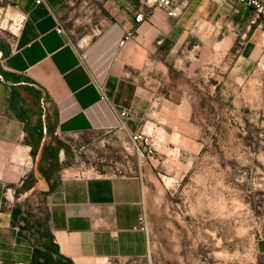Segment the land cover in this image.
<instances>
[{
	"label": "crops",
	"instance_id": "obj_1",
	"mask_svg": "<svg viewBox=\"0 0 264 264\" xmlns=\"http://www.w3.org/2000/svg\"><path fill=\"white\" fill-rule=\"evenodd\" d=\"M145 3H5L1 18L25 19L16 36L0 28V264H129L148 257L149 237L142 219L147 195L155 193L159 178L182 179L202 143L189 85H179L178 78L175 83L171 77L163 79L146 65L154 61L165 33L176 38L172 52L178 51L184 39L178 40L177 34L188 26L166 18L158 8L137 23L135 14ZM234 7L237 13L219 8L228 15L242 11L250 25L252 12L244 5ZM114 27L122 35L106 71L103 97L81 52L103 29L106 35L96 41L95 53L105 60L109 55L105 38ZM248 30L252 35L233 61L235 78L242 79L243 68L249 72L264 50V22L261 28L250 25ZM258 31L263 45L257 43ZM205 57L201 53L197 60ZM123 111L128 117L121 116ZM145 124L156 125L164 141L156 140L153 155L142 148L146 158L139 174L63 176L74 161L64 135L77 141L83 156L95 159L118 153L126 133ZM172 147L181 150L179 159L170 157ZM142 153L134 152L140 159ZM7 189L14 190L13 197H7ZM256 254L264 264V240L257 244Z\"/></svg>",
	"mask_w": 264,
	"mask_h": 264
},
{
	"label": "rangeland",
	"instance_id": "obj_2",
	"mask_svg": "<svg viewBox=\"0 0 264 264\" xmlns=\"http://www.w3.org/2000/svg\"><path fill=\"white\" fill-rule=\"evenodd\" d=\"M187 10L189 15L175 19L188 26L177 34L183 46L172 52L176 38L165 33L154 61L146 65L163 79L171 77L175 83L178 78L179 85H189L202 148L182 179L164 176L155 181L143 222L149 255L129 264H260L256 246L264 240V73L257 69L258 61L249 72L243 68L242 79L232 71L253 30H248L242 11L228 15L210 0H197ZM198 23L207 26L198 30ZM105 35L98 29L90 45H83L94 67L102 62L96 41ZM256 36L263 45L262 33ZM201 53L208 58L198 61ZM127 148L83 158L129 173L138 158Z\"/></svg>",
	"mask_w": 264,
	"mask_h": 264
},
{
	"label": "built area",
	"instance_id": "obj_3",
	"mask_svg": "<svg viewBox=\"0 0 264 264\" xmlns=\"http://www.w3.org/2000/svg\"><path fill=\"white\" fill-rule=\"evenodd\" d=\"M8 0H0V28L8 29L13 35L16 36L17 32L21 29L24 19V16H15L9 18L8 20L5 17L1 18V15L4 10V5ZM44 0H37V3H42ZM193 0H147L146 3L140 6L137 9L135 14V21L137 23L145 22L152 14L151 10L153 8H158L162 10L168 19H178L192 4ZM213 2L221 7L228 8L232 12L237 13L238 8L234 7L236 4L244 5L252 12V18L250 25H257L259 28L262 27L264 22V0H213ZM59 32H62L61 29H58ZM125 39H121L120 44L124 43ZM81 60L83 64L89 69L93 83L97 89L101 92L103 97L105 95V77L106 72H104L99 66L94 67L91 64V57L86 51L81 52ZM257 69L264 73V50L262 56L257 63ZM122 117H128V113L123 111L121 113ZM124 127V125H123ZM70 136L64 135L63 139L68 143L71 152L73 153V165L69 168H66L63 171V176H73L76 178H89V177H101V178H118V177H128L131 175L139 174L142 163L145 162L146 155L142 152V148H146L148 155H153L156 151V140H159L160 143L164 141L161 132L158 130L156 125L145 124L137 132L126 133L124 137V143L126 146H129L127 149H131L133 152L142 153L143 159L138 158L137 165L135 167H130L129 173L127 171H122L120 169L106 170L104 167L100 168L97 165L88 163L83 158V148L77 143L76 140H70ZM169 155L172 159H179L181 157V150L172 147ZM7 197H13L14 190L7 189ZM144 222V217L142 218Z\"/></svg>",
	"mask_w": 264,
	"mask_h": 264
},
{
	"label": "bare ground",
	"instance_id": "obj_4",
	"mask_svg": "<svg viewBox=\"0 0 264 264\" xmlns=\"http://www.w3.org/2000/svg\"><path fill=\"white\" fill-rule=\"evenodd\" d=\"M121 35H122V33H121V30L118 28V27H115L109 34H108V36L105 38V42L107 41L108 43H106V44H108L109 46H108V49L107 50H109V55H108V57L105 59V60H103L102 62H101V66H100V68L104 71V72H106L107 71V69H108V67H109V65H110V62H111V59H112V57H113V54L115 53V50H117V43L119 42V40H120V38H121ZM225 41V40H224ZM105 42H103V43H105ZM226 42V41H225ZM224 42V43H225ZM229 42H231L230 40H229ZM229 42L227 43L228 44V46H230V44H229ZM226 44V45H227ZM103 46H105V45H103ZM223 46H225V44L223 45ZM218 47V46H217ZM105 48H107V47H105ZM103 49V48H102ZM107 56V55H106ZM98 65V64H97ZM209 178V177H208ZM162 188V187H161ZM217 197V196H216ZM217 200V199H216ZM216 202V201H215ZM197 208V207H196Z\"/></svg>",
	"mask_w": 264,
	"mask_h": 264
}]
</instances>
